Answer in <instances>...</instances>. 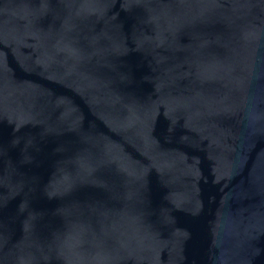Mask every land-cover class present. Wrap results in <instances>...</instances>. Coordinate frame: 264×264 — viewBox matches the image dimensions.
Segmentation results:
<instances>
[{"label":"water","instance_id":"obj_1","mask_svg":"<svg viewBox=\"0 0 264 264\" xmlns=\"http://www.w3.org/2000/svg\"><path fill=\"white\" fill-rule=\"evenodd\" d=\"M0 264H264V0H0Z\"/></svg>","mask_w":264,"mask_h":264}]
</instances>
